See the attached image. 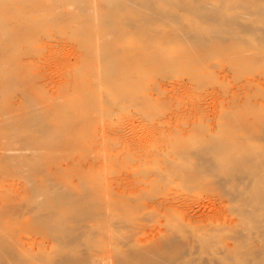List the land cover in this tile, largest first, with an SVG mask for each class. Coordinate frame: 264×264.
<instances>
[{"label":"rangeland","instance_id":"1","mask_svg":"<svg viewBox=\"0 0 264 264\" xmlns=\"http://www.w3.org/2000/svg\"><path fill=\"white\" fill-rule=\"evenodd\" d=\"M201 2L199 8L222 12L250 33L263 31L264 0ZM108 9L106 0H0V143L19 146L6 152L9 161L0 159V228L12 229L27 254L59 256L56 235L34 225L41 213L36 210L49 204L53 173L60 175L56 186L62 190H96V213L83 218L94 235L79 238L81 250L100 257L94 264H117L118 255L134 247L128 243L155 242L168 217L177 221L183 215L251 227L244 235L257 245L264 222L251 212L258 206L247 205L248 216L241 212L217 173L199 171L205 167L196 162L200 154L220 162L219 151H201L215 140L264 163V41L256 38V45L203 58L184 42L188 54L179 69L149 68L119 82L120 74L106 69ZM200 26L186 24L179 34L207 41L201 38H212L217 30L234 33L224 26ZM52 126L62 132L60 139L49 133ZM256 192L245 193L247 200ZM135 198L143 207H133ZM117 199L126 205L117 206ZM174 207L180 213H170Z\"/></svg>","mask_w":264,"mask_h":264},{"label":"bare ground","instance_id":"2","mask_svg":"<svg viewBox=\"0 0 264 264\" xmlns=\"http://www.w3.org/2000/svg\"><path fill=\"white\" fill-rule=\"evenodd\" d=\"M77 1L84 3L86 0ZM106 1L109 6L108 10H111L104 21L105 32L110 34V44L107 53L110 66H107L106 69L112 71L114 75L120 74L115 76L119 82L125 81L128 74L142 72L149 70V68L160 67V70H163L176 65L179 69L181 59L186 53L188 54V49L185 50L184 42L192 44L191 47L195 48L196 55L203 58L214 56L220 49L222 51L227 48L230 50H240L243 47L256 45V38L264 41V27H262L263 31L260 33H250L249 29L241 26L238 27L232 20H228V17L222 18V12L199 8V3L203 2L201 0L198 3L196 1L191 2L192 0ZM186 24H190L193 27L207 25L210 28L224 26L229 31L232 28L234 33L228 34L225 30H217L213 33L212 38L208 34L206 37L201 38L207 41H188L179 34L183 33ZM164 26L167 31L165 29L162 32L154 31ZM173 57L174 59H169ZM6 86L8 85L6 84ZM233 124L235 125V123ZM49 128V133L55 138L60 139L62 132L53 126ZM249 137L252 138L251 136ZM19 138L21 137L17 136V140L21 141ZM156 138L158 137L156 136ZM238 138L240 137L238 136ZM126 143L129 144V142ZM158 146H161V144H158ZM201 147V151L204 153L219 151L220 156L218 158L220 162L216 163L205 154H200L196 163H199L205 169L201 168L199 171H215L217 173L215 174L217 180L228 189L226 194L235 203L239 204L237 206L238 209L247 216L251 213L259 214L263 218L260 222H264V209L262 210L264 204V163L258 159V155L237 147L226 149L215 140ZM16 148H19V146H11L6 141L0 143V159L7 158L5 156L6 152H13ZM140 157L142 156L140 155ZM176 158L174 156V158L169 160L171 164L176 161ZM13 159L12 162L15 161ZM7 160L9 161L8 158ZM3 166L5 167V165ZM81 175L83 174L81 173ZM60 179L59 174L52 173V175H49L48 183H54L49 187L52 191L48 190L50 194V198L48 199L49 204L45 208L37 209V214L39 211L41 213L34 218V225L37 229L52 232L58 238L60 252L57 254H59L58 257L60 258L58 259L57 256L52 258L48 252H29L27 254L24 248L16 243L17 240L12 229H9L7 232L0 228V264H94V262H99L100 257L96 258L94 255H90L87 250H81L83 245L79 241V238L83 235H94L92 229L87 226L83 218L89 217L91 213H96L95 205L98 203L94 199L97 197L96 190L92 187H77L75 189L73 186L72 188L66 187L62 190L61 187H58ZM254 189L257 192L247 200L245 193ZM119 195L117 194V196ZM143 195L146 194L143 193ZM146 196L148 198V195ZM146 196L143 197L145 198ZM124 197L127 201L132 198L128 199L126 195ZM110 200L112 202V198ZM117 201V203H114L117 206L126 205L125 200L117 199ZM131 201L136 202V204H133L134 208L139 209L141 206L143 207L139 203L138 198ZM252 203H255L258 207L255 211L251 212L248 211L246 206H250ZM170 210V213H175V211L180 213L175 207ZM166 212L167 209H164V212H162L166 216L165 218L168 217ZM76 214L81 218L78 219ZM167 219V222H163L165 229H163V234L160 238H156L155 242L139 247H135L139 244V241L133 240L131 243H128L135 248L131 247L125 255H118L117 264H264V224H262L263 227L259 231V242L253 246L244 235L245 230L251 228H247L246 225H244V228H238L236 224L213 222V219H210V221H204V219L203 221H190L184 215L177 221L169 217ZM247 220L251 221L250 218H247ZM253 221V223H256L258 216L254 217ZM212 222L215 224L210 225ZM256 226L258 225L254 227ZM230 240H233L234 243L230 244ZM91 248H97V244L91 246ZM82 251L85 253H81ZM77 252H80L81 256H76ZM104 262L106 261L104 260Z\"/></svg>","mask_w":264,"mask_h":264}]
</instances>
